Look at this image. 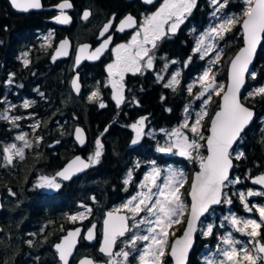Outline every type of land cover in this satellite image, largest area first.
<instances>
[{
	"label": "snow or ice",
	"instance_id": "obj_1",
	"mask_svg": "<svg viewBox=\"0 0 264 264\" xmlns=\"http://www.w3.org/2000/svg\"><path fill=\"white\" fill-rule=\"evenodd\" d=\"M13 7L28 11L29 9H39L43 5L41 0H10ZM146 4H153L154 0H144ZM230 0H210L212 8L211 16L215 23L200 34H197L195 27L192 28V35L195 37L192 55H197L201 60L208 59V67L194 81L193 85L187 87V93L192 96L194 87L199 84V92L195 94V99L201 101L202 107L198 111L190 110L189 106L184 109L183 121L173 129H161L164 134V143H157L156 151L163 154H171L184 157L189 161L198 163L199 169L193 175L190 192V208L181 199L180 189L187 181L185 172L181 169L168 167L161 169L156 161L149 162L151 168L144 174L142 181L138 183V190L121 205L109 211L103 221L102 240L98 251L105 257L103 264H131L129 257L135 259L136 264H164L163 258L170 255L174 264H187L188 255L191 251L196 234L199 231L205 237L214 236V225L209 223L206 226L201 224L198 228L200 218L208 213L214 205H231L233 199L225 191L229 185L239 184V177L233 178L230 173L233 169V159H240L244 153L235 152L233 145L243 139L245 129L248 128L255 116L254 111L246 106L241 99V89L245 85L246 77L255 80L257 74L249 71V66L253 62L257 48L264 41V0H243L244 7L239 14L226 11ZM198 0H162L160 6L148 15L143 16L138 23L137 19L131 14L123 19L116 21L113 16L99 33L104 37L103 42L92 51H88L89 45L79 48L75 63L78 66L81 59L96 60L108 50L112 44L110 31L124 32L133 29L130 40L127 43L118 44L114 48L115 59L107 65L109 84L113 89V100L119 108L125 103L123 81L126 73L143 74L147 70L155 67V50L158 43L166 37L175 35L181 25L185 24L193 11L197 8ZM71 0H61L54 7L60 10L59 15L53 19L59 24L71 23V17L65 12L72 8ZM91 15L89 11L83 13V19L87 20ZM239 25L242 30L243 47L235 54L229 63V73L227 84L219 83L213 73V66L218 63L223 50L220 48L219 41L224 39V35ZM107 34V35H106ZM52 33H49L45 40L51 46ZM70 42L64 40L55 49L53 60L57 57L68 54ZM214 54V55H213ZM25 55H27L25 53ZM156 79L162 87L171 89L173 92L181 84L182 73L175 71L170 75V79L165 80L164 71L169 67V63L175 64L177 61H167ZM192 62L190 55L184 64L187 67ZM25 66L29 61H24ZM14 77L15 74H10ZM79 75L72 79L74 90L80 92ZM7 84H12L13 80L8 79ZM43 95V94H41ZM220 97L217 110L209 117L208 104L212 97ZM249 97L260 96L264 98V85H261L248 93ZM90 101H99V107L105 108L100 96L99 88L93 91L88 97ZM162 100L166 97L162 96ZM6 98L0 99L4 103ZM132 103L139 105V101L133 98ZM34 101L25 99L22 107L28 109L32 107ZM15 105L0 111V120L7 121L13 127H19L18 121L22 116L12 115ZM171 111V109H167ZM208 119L205 125V119ZM148 120L147 116L140 117L136 122L129 125L134 131L135 136L131 140L132 145L139 144L145 136L150 133L146 131ZM40 124L32 125L33 129L39 128ZM76 140L81 146L85 145L86 138L83 129L76 128ZM107 128L105 129V132ZM207 133V134H206ZM103 135V134H101ZM15 140L20 141L21 145L11 143L2 148L4 167L13 164L14 159L21 160L25 157V150L33 147V141L28 139V133L17 135ZM43 137H36L38 144ZM59 143V141H57ZM104 145L100 138H97L94 150L86 159L76 156L66 167L49 177L42 175L38 178L35 187L40 189L59 190L61 183L57 177L63 181L72 179L74 175L85 169L100 163L103 155ZM203 149V151H201ZM206 153V155L204 154ZM235 153V155H234ZM141 167L137 162L134 168ZM133 174L130 170L123 184L126 186L124 191H128V186L133 184ZM254 184L264 185V173L256 176ZM15 195V193H11ZM264 196V192L249 189L246 192H239L237 198L246 212H256L259 214L257 219L238 217L230 213L224 216L236 233L247 237V240L237 239L229 231L226 235L219 237L221 244L226 247H217L218 259L212 257L205 258V264H264V205L250 206L248 197ZM92 199H95L94 197ZM84 211L69 215L67 219L76 223L83 222L92 214V209L87 206ZM123 213V214H121ZM187 213L188 219L184 222V231L181 237L176 238L169 245V237L175 236L171 231L173 226L181 223V218ZM143 214V215H141ZM224 225L221 224L220 227ZM81 228L77 227L67 232V234L55 243L53 247L59 255L62 264H69L74 250L81 238ZM83 239L91 242L97 239V228L95 224L86 227ZM29 245L32 241H28ZM170 247V251H169ZM79 264H99L94 259L85 257Z\"/></svg>",
	"mask_w": 264,
	"mask_h": 264
},
{
	"label": "flooded vegetation",
	"instance_id": "obj_2",
	"mask_svg": "<svg viewBox=\"0 0 264 264\" xmlns=\"http://www.w3.org/2000/svg\"><path fill=\"white\" fill-rule=\"evenodd\" d=\"M124 1L126 2L128 8L122 9L121 11H112V13L110 12L106 14V17H103V20L98 18V21L101 22V24L92 31L91 40L88 39L80 41L76 38L79 37L80 34L81 36L85 34L87 35L89 28L86 27V23L88 24V22L93 18V11L88 7H83L81 10H78L75 2L71 0L73 8L67 11V15L71 17V23L69 24H59L53 19L54 16L59 15L60 13V10L54 6L61 1L57 3L52 2L50 6L46 8L42 0L43 9L38 12L31 11L27 13H16L12 9L13 12L20 15H39V13H42L40 16L44 23H42V25L38 28L28 29L24 34V27L17 29L18 31L16 34L11 33L8 35L12 42H9L8 40H2V42L0 41V99L6 98L4 103H0V111L8 108L10 104L15 105L16 107L13 109L12 115H19L23 117V119L18 121L19 127H13L11 123L0 120V264H22L24 256L27 260L26 264H33L34 262V264H62L60 263L58 253L55 251L53 245L57 243L68 230L74 227H83L84 235L86 227H89L92 223L98 224L97 244H88L85 239H83L82 235L78 248L76 249V255L70 264H76V261L80 257L89 255L92 252L90 248H94L100 255H102L97 249L99 248V242L101 239L100 235L102 234L101 223L103 221L105 211H112L115 209L114 207H117L113 206L114 204L116 205L126 199L125 196L122 195V190L126 187L123 184V180L126 178L127 173L131 169V160L134 159V156H138V158L143 159L150 158L155 155L151 151L153 139L149 138L150 136H145L144 139L137 145L131 144V140L134 138L135 133L129 125L136 122L138 118L147 116L148 120L146 121V130L151 127L156 129L167 127L160 123L159 120L156 117H153L148 111H145L147 106L143 105L142 99L143 97H147L151 92L155 91V93L159 95V101L164 103L166 99L162 100L161 97H166L167 93L172 91L171 89L162 87V84L156 79L157 73L161 71L165 63V60L162 58L166 57L169 62L172 60L177 61L175 64L169 63V67L163 74L165 80H167V77L170 75L172 70L180 71L182 73L181 84L176 91H183L185 97L188 98L190 95L186 91L187 87L193 85L194 81H196L202 72L208 67V60L210 58L201 60L198 58V54L192 55L195 42V37L191 32L192 28L195 27L197 34H200L207 29L212 20L210 0H198L197 8L193 11L192 15L188 18L185 24L181 25L177 33L164 38L158 43V47L155 50V67L152 70L145 71L143 74H133L131 72L125 74L123 81L125 103L117 108L115 101L112 98L113 89L109 84L107 65L112 63L115 59V46L127 43L134 30L127 29L124 32H118L114 30V25L113 30L110 31L112 36V45L110 50H108L109 52L99 61L93 63H83V66L79 70V76L81 77V82L84 85L83 93L86 88L90 86V81L95 79L96 84L94 87H91L88 95H91L93 91L99 88L103 103L106 104L103 97H111V100L113 101V119L106 124L104 130L100 132L97 131L95 135V141L97 138H100L104 145L100 163L90 167L89 170L74 175L72 179L68 181H63L61 178L57 177V181L61 183V188L59 190L40 189L35 187L40 176H54L75 156H80L86 159L92 154L95 145L94 142L93 149L90 151L87 150L89 146L88 137H90V133L87 126H85L83 122L78 119L77 114H70V108H68L65 113L59 114L56 117L54 124L48 123V121L44 119L46 116L45 114L51 110L49 109L48 112H46L47 106H43L42 110L40 108V102L45 101V96L47 95L46 92L42 90L40 69L42 67V70L44 72L47 71L48 73L57 71L60 75L59 77L62 80L63 86L69 85V89H71V79L74 74L73 66L75 51L80 43H90L93 49L104 39V37H101L99 33L111 17L115 16L116 21L118 22L130 13L139 23L142 21L143 16L154 12L160 6V3H162V0H157L153 4H144L141 0ZM243 7V0H230L226 11L229 13L239 14ZM86 9H89L91 13L87 20L83 19L81 15ZM19 33L20 35L18 36L17 34ZM49 33L53 34L51 38V46H49V42L45 40V37H47ZM65 38H69L72 43L70 56L63 59L53 60L54 50L56 49L58 43ZM242 41V30L239 25L233 27L230 32L224 35V39L219 41L220 48L223 50V56L212 69L217 82L224 83L225 85L227 84L230 60L243 46ZM7 43L11 44V47H9L10 50L6 47ZM262 45L263 44H261L258 50L257 56H259ZM25 53L27 55H25ZM190 55L192 56V62L188 64L187 67H184L185 61ZM257 56H255V62L252 68H250V72H255L257 77L255 80L248 77L243 93H241L242 102L245 104V101L250 103L248 99L252 98L248 96V93L257 87L264 85V78L261 79L260 77L259 79L260 70L257 65ZM25 60L29 61L27 66H25L24 63ZM89 64L93 66V69H89ZM10 74L15 75L13 77ZM8 79H12L13 83L7 84L6 81ZM199 90V84H196L193 96L197 94ZM133 98L139 101V105L132 103ZM214 98L216 97H212L209 107L213 105ZM25 99L34 101L32 107L28 109H24L22 107ZM246 106L250 107L254 111L255 116L248 128L245 129L243 139L233 145L235 152L242 151L244 156L240 159H233V169L230 173L233 178L239 177L241 183L229 185V187L225 189L228 195H230L233 199V203L231 205L220 204L219 206L213 207L207 215L200 219L198 228L201 224L204 225L208 220L212 222L211 224L214 225V236L205 237L198 231L195 243L189 254L187 264H205L206 257H212L213 253H217V248L214 247L217 243L221 244L219 240L221 235L220 232L225 231L228 233L231 231L237 239H248L247 237L236 233L235 229H233L231 225L226 222L225 227H220L221 219L219 215L212 217L213 213L219 214L220 211H225L226 205L228 206V209H230V211H234L238 217L257 219L259 222V214L255 211L251 213L246 212L237 198V194L239 192H246L249 189L264 192V187L254 185L250 181L252 178L264 173V108L258 106V104H254L253 106L246 104ZM97 107L100 111L104 112L108 105L105 108H100L98 101ZM164 107L165 109H169L166 105ZM182 108L183 104L179 108L181 119L183 115L181 112ZM83 112L84 110L80 112V114L83 115ZM72 116L74 119H72ZM181 119L178 120V122L181 121ZM36 123H39L40 127L33 129L32 125ZM111 124L115 125L112 127L114 135H116L114 137L120 138L123 134L127 135V148H125L127 158L119 172V188L106 193L107 204L104 211H102L103 216H101L100 212H95L94 209L97 204L103 205V193H100V197L92 194L89 202L88 195L86 193V186L88 183L87 174L92 170L94 171L95 167L97 168L100 164H102L101 161H103L104 154H106V145L103 137L111 131ZM78 126L82 127L87 134L88 143L84 147L80 146L74 139V130ZM106 128L107 131L105 132ZM25 132L28 133V139L33 141V147L25 150V157L23 160L16 158L14 159L12 165L4 167V154L2 152V148L11 143L21 145V142L15 140V137ZM36 137H43V140L37 144L35 142ZM57 141H59V143H57ZM56 149L58 154L55 153ZM201 151H203V149ZM53 154L58 155L60 160L58 163L55 162V159L52 160L51 157ZM204 154L206 155V153ZM157 156L162 157L161 155ZM185 166V171H188V178L183 185L182 196L184 201L190 207L191 201L188 193L190 191L193 175L196 171H198L199 166L198 163L194 161ZM96 172L99 173V171ZM9 190H11V193H15V195H11ZM93 197L95 199H92ZM247 199L250 206L264 205V196L248 197ZM82 206H87L92 209L91 216L83 222H70L67 217L77 212L84 211L85 209ZM96 217L97 219L95 220ZM186 219H188L187 214H185L184 218L181 220L182 222L180 225H175V230H173L175 232V236L170 235L169 245H171L174 238L182 235ZM56 231H59V235L53 237ZM261 232L264 233V227H262ZM28 241H32V244L29 245ZM40 244H43L41 248ZM81 246H83V250L88 254L84 253L78 257V250L81 249ZM7 249L10 250V253L15 255V258L11 259V261L6 253ZM20 251L24 252V254L21 255ZM41 255L42 258H40ZM43 257L46 258L43 260ZM92 257L94 258V256ZM216 257L218 258L219 255L217 254ZM94 259L97 261L96 258ZM163 259L165 263L173 264V261L167 253ZM103 261L104 260H101L100 263Z\"/></svg>",
	"mask_w": 264,
	"mask_h": 264
},
{
	"label": "trees",
	"instance_id": "obj_3",
	"mask_svg": "<svg viewBox=\"0 0 264 264\" xmlns=\"http://www.w3.org/2000/svg\"><path fill=\"white\" fill-rule=\"evenodd\" d=\"M61 0H43V4H45V7L47 8L50 6V4L60 2ZM75 2L78 10H81L83 7H88L93 11V18L86 23V27L89 28V31L87 32V35H79L76 39L78 41L80 40H91L92 31L97 28V26L101 24V22L98 21V18L100 20H103V17H106V14L112 13V11H121L122 9L128 8L127 4L124 0H72ZM7 0H0V41L2 42L5 40H8L9 42H12L10 40V37L8 35L16 34L17 29L23 28V34L28 29H35L44 23L41 20L42 13H39V15H20L16 14L12 11V8L10 5H8ZM37 15V16H36ZM47 17V16H45ZM29 27V28H27ZM18 36L20 35L17 34ZM16 37V36H15ZM241 40V39H240ZM261 50L259 52L258 61V69L260 70L259 79L261 77L264 78V43H262ZM8 49L11 47L10 43H7L6 46ZM10 50V49H9ZM89 69H93L90 64L88 65ZM50 75V76H49ZM59 73L57 71L48 73L47 71L44 72L42 70V67L40 69V78L42 81V90L46 92L45 101L40 102V108L42 110L43 106H47L46 112L50 109L44 119L48 121V123L54 124L56 117L59 114L65 113V111L70 108L72 115L77 114L78 119L83 122L85 126H87V129L90 133L89 138V146L88 151L93 149V145L95 142V135L96 132H100L104 130V127L106 124H108L112 119L114 115V108H113V101L111 100V97H103L108 105L107 109L103 111H100L97 107L98 101H90L88 99V94L91 90V87H94L96 84V80L92 79L90 81V86L86 88L85 92L80 96L77 97L74 95L71 89H69V85L63 86L62 80L59 77ZM86 97V98H85ZM143 105L147 106V109L145 111H148L150 114H152L153 117H156L160 123L167 127H171L174 123H178V120L181 119L180 116V107L185 102H187L188 97H185V94L183 91H169L166 96V101L164 103L159 101V95L155 93V91L151 92L147 97H143ZM85 100V101H83ZM250 103L247 101V105L253 106L254 104H258V106H261L264 108V98L260 96H256L255 98H249L248 99ZM220 102V98L216 97L214 98L213 105L209 107V117H211L214 114V111L217 110L216 106ZM168 106L171 111H167L164 106ZM70 106V107H69ZM53 109V110H52ZM84 110V114L81 115L80 112ZM72 119L74 117L72 116ZM158 122V123H159ZM205 125L208 123V119H205ZM114 124H111L110 132L105 137H103L104 143L106 145V154H104L102 164H100L97 168L95 167L94 171H90L87 175L88 177V183H87V195L88 200L90 202V196L92 194L96 195L97 197H100V193H103V205H96V208L94 209L95 212H100L101 216H103L104 209L106 208V193L113 191V189L119 188V181H120V170L121 167L124 165L125 160L127 158V152H126V139L127 135L123 134L119 137H114L113 129ZM207 134V133H206ZM54 152V151H53ZM55 153L58 154V151L56 149ZM57 154H53L51 157L52 160L55 159V162L58 163L60 160L58 158ZM249 161V160H248ZM96 171H99L96 172ZM97 217L95 218V220ZM88 224V223H87ZM50 227V226H48ZM60 231V230H59ZM59 231H56L54 233L55 237L56 235H59ZM43 246V244H40V248ZM45 246V245H44ZM17 249V248H16ZM92 252L89 255L94 256L97 261L105 260V257L100 255L94 248H90ZM15 250V249H14ZM82 250L78 252V257L84 253L88 254L86 251L83 250V246H81ZM24 251V250H23ZM9 256V259L15 258V255L10 253V250L7 249L6 252ZM20 254H24V252L20 251ZM42 258V255L40 256ZM46 257H43V260ZM27 260L25 259V256L23 258V263L26 264ZM35 263V262H34ZM33 263V264H34ZM41 264V263H39Z\"/></svg>",
	"mask_w": 264,
	"mask_h": 264
},
{
	"label": "rangeland",
	"instance_id": "obj_4",
	"mask_svg": "<svg viewBox=\"0 0 264 264\" xmlns=\"http://www.w3.org/2000/svg\"><path fill=\"white\" fill-rule=\"evenodd\" d=\"M212 23H215V20H214L213 17H212V20H211V24ZM174 72H175V70L174 71L172 70L170 72V75L173 74ZM170 75H168L167 80L170 79ZM194 97H195V95L194 96L193 95L190 96L188 98L187 102L184 103L183 108H182V111H181L182 114H183L181 121H179L178 123L173 124L171 127H161L159 129H156L154 127H151V128H149V129L146 130L147 132L150 133L147 136H150L149 138H152L153 139V144H151V148H152L151 151L155 155L152 156V157H150V158H143V159L142 158H138V156H134V159L131 160L132 163H131V169H130V170H132V174H133V178H134L133 179V184L128 187V193H127V191H124V189L122 190V195H124L126 199L125 200H122V202L117 203L116 205L114 204L113 206H117L118 207L119 205H121L122 203H124L130 197V195H134L136 193V191L138 190V183L140 181H142L144 174H146L148 171H150L151 166H150L149 162L152 161V160H155L157 166H159L161 169H167L170 166L173 167V168H176V169H181V170H183L185 172V174H186V176L188 178V174H187L188 171H185L186 170L185 169L186 168L185 165L191 164L193 161H189V160H187L184 157H180V156H176V155L159 153L155 149H156V146H157V143L158 142L159 143H164V140H165L164 134L160 130L161 129H169L170 130V129H173L176 126H178L183 121V119H184V109H185L186 106H189L190 107V110H192V111H198V110H200V108L202 107L201 101L196 100ZM208 107H209V104H208ZM157 155H161L162 157H158ZM137 162H139L141 164V167L134 168V165ZM142 166H144V167H142ZM180 192L183 195V187L180 189ZM181 199L184 201L183 196L181 197ZM184 203L187 205V203L185 201H184ZM225 207H226V210L225 211H220L219 214H217V213H213L212 214V217H216V216L219 215V217L221 219L220 222H221V224L224 225V227L226 226L225 222L227 224H229L227 221H224V219H223L224 216L229 215L230 213L236 214L234 211H230V209H228V206L227 205ZM114 208H116V207H114ZM141 215H143V214H141ZM183 218H184V216L181 218V220ZM209 223H212V222L210 220H208L207 222H205L204 225L206 226ZM171 230L172 231L175 230V225L173 226V229H171ZM220 233H221L220 237L227 234V232H225V231L220 232ZM218 246L219 247H226L223 244H218L217 243V245L214 248H217ZM80 251H82V250H80ZM80 251L78 250V252H80ZM212 258L218 259V258H221V257H218L217 258L216 256H212ZM129 260H130L131 264H136L135 259L132 256L129 257ZM163 262H164V259H163ZM99 264H100V261H99ZM164 264H167V263L164 262Z\"/></svg>",
	"mask_w": 264,
	"mask_h": 264
},
{
	"label": "water",
	"instance_id": "obj_5",
	"mask_svg": "<svg viewBox=\"0 0 264 264\" xmlns=\"http://www.w3.org/2000/svg\"><path fill=\"white\" fill-rule=\"evenodd\" d=\"M9 1V3H10V0H8ZM143 3H144V0H141ZM157 0H154V3L156 2ZM41 3H42V0H41ZM144 4H146V3H144ZM9 5H11V7H12V9L16 12V13H27V12H31V11H41L42 9H43V6L41 7V8H39V9H29L28 11H21V10H19V9H17V8H15V7H13V5L10 3ZM43 5V4H42ZM73 5V4H72ZM72 8H73V6H72ZM72 8H69V9H66L65 10V12L67 13V11H69V10H71ZM58 9V8H57ZM85 11H89L90 12V10L89 9H86V10H84L83 11V13L85 12ZM68 14V13H67ZM130 14V13H129ZM129 14H127V15H129ZM82 15V17H83V14H81ZM126 15V16H127ZM125 17V16H124ZM123 17V18H124ZM122 18V19H123ZM64 40H68L69 42H70V46H69V48H68V54L67 55H65V56H60V57H57L56 59H63V58H65V57H69L70 56V54H71V52L70 51H72V43H71V41L69 40V38H65ZM63 39L58 43V45H57V47H56V49H58V47H59V44L62 42V41H64ZM101 42H103V40L101 41ZM100 42V43H101ZM99 43V44H100ZM263 43V41L261 42V44ZM99 44L96 46V47H98L99 46ZM261 44L258 46V48H257V52H256V55L255 56H257V54H258V50H259V48H260V46H261ZM84 45H89L90 47H89V49H88V51H92V50H94L95 48H93L92 49V46H91V44L90 43H87V42H84V43H80L78 46H77V48H76V51H75V59H74V66H73V72H74V74H73V76H72V79L78 74V75H80V72H79V70H80V68L83 66V63H85V62H88V63H93V62H96V61H99L101 58H103L109 51L108 50H110V48H111V45H109V48H108V50L107 51H105L104 52V54L102 55V56H100V58L99 59H96V60H89V59H81V61H80V63H79V65L77 66L76 65V63H75V60H76V57H77V55H79V48L80 47H82V46H84ZM243 47V46H242ZM54 53V55H55V52H53ZM235 56V55H234ZM254 56V58H253V62H252V64L249 66V71H250V68H252V66H253V64H254V62H255V59H256V57ZM232 58H234V57H232ZM229 70V69H228ZM79 83H80V85H81V87H80V92L79 93H77L75 90H74V88H73V85H72V79H71V89H72V92L74 93V95L75 96H80L82 93H83V88H84V85H83V83L81 82V77L79 76ZM247 78L248 77H246V81H247ZM245 81V85H246V82ZM245 85H244V87H245ZM244 87L241 89V93H243V90H244ZM254 120V119H253ZM76 128H81V129H83L82 127H80V126H78V127H76ZM75 128V129H76ZM84 130V129H83ZM83 135H84V137L86 138V143H85V145H83V147L84 146H86L87 145V143H88V138H87V134H86V132H85V130L83 131ZM74 139L76 140V137H75V132H74ZM77 141V140H76ZM77 143H79L78 141H77ZM80 145V144H79ZM81 146V145H80ZM76 157V156H75ZM74 157V158H75ZM73 158V159H74ZM73 159H71L70 161H69V163L73 160ZM69 163H66V165L64 166V167H66ZM63 167V168H64ZM62 168V169H63ZM61 169V170H62ZM90 169V167L89 168H87V169H85L84 171H86V170H89ZM83 172V171H82ZM82 172H79V173H77V174H80V173H82ZM253 179L254 178H252L250 181H251V183L252 184H254L252 181H253ZM254 185H257V184H254ZM258 186H262V187H264V185H258ZM190 192V191H189ZM189 196V195H188ZM189 198H190V201H191V197L189 196ZM216 206H219V205H214V206H212V208L213 207H216ZM190 208V207H189ZM211 208V209H212ZM210 209V210H211ZM209 210V211H210ZM109 211H111V210H108V211H105V215H104V218H103V221H104V219L106 218V215H107V213L109 212ZM209 213V212H208ZM208 213H205V215H207ZM121 214H123V213H121ZM204 215V216H205ZM204 216H202L200 219H202ZM187 220V219H186ZM103 221H102V232H103ZM92 224H95L96 225V228H97V226H98V224H96V223H92ZM90 226H91V224H90ZM89 226V227H90ZM198 226H199V222H198ZM79 228H81V237H82V235H83V230H84V228L83 227H81V226H78ZM75 228H77V227H74V228H72V229H70V230H73V229H75ZM70 230H68V231H70ZM67 231V232H68ZM198 233V232H197ZM67 233H65L62 237H61V239L66 235ZM85 234V233H84ZM197 235V234H196ZM101 236V239H100V241L102 240V234L100 235ZM179 237H181V236H178V237H176V238H179ZM176 238H174V240L176 239ZM61 239H59V241L57 242V243H59L60 242V240ZM81 239V238H80ZM80 239H79V242H78V244H77V246H76V249L78 248V245H79V243H80ZM97 240H98V237H97V239L96 240H93V241H91V242H89V241H87V240H85L88 244H91V245H94V244H97ZM173 240V241H174ZM172 241V242H173ZM99 246H100V242H99ZM74 250V252H73V255H72V257H70L69 258V264L71 263V261L73 260V258H74V256L76 255V252H77V250ZM97 249H99V248H97ZM192 250V249H191ZM56 251V250H55ZM170 251V250H169ZM191 252V251H190ZM190 252H189V254H190ZM85 257H87V258H91V259H94L92 256H90V255H84V256H82V257H80L77 261H76V264H79V261L80 260H82V259H84ZM169 257L171 258V260L173 261V264H174V260H173V258L169 255ZM188 257H189V255H188ZM58 258H59V255H58ZM95 260V259H94ZM188 262V261H187ZM60 263H62L61 261H60ZM100 264H103V262H101Z\"/></svg>",
	"mask_w": 264,
	"mask_h": 264
}]
</instances>
